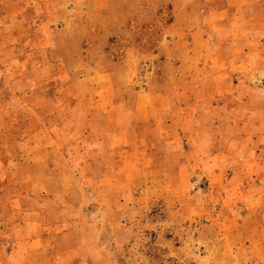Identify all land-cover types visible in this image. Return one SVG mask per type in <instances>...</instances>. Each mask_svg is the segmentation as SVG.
<instances>
[{
  "label": "rangeland",
  "instance_id": "rangeland-1",
  "mask_svg": "<svg viewBox=\"0 0 264 264\" xmlns=\"http://www.w3.org/2000/svg\"><path fill=\"white\" fill-rule=\"evenodd\" d=\"M0 264H264V0H0Z\"/></svg>",
  "mask_w": 264,
  "mask_h": 264
}]
</instances>
